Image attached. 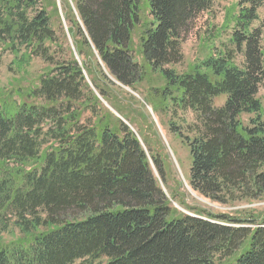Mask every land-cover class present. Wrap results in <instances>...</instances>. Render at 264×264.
<instances>
[{
    "label": "trees",
    "instance_id": "trees-1",
    "mask_svg": "<svg viewBox=\"0 0 264 264\" xmlns=\"http://www.w3.org/2000/svg\"><path fill=\"white\" fill-rule=\"evenodd\" d=\"M262 3L240 0L233 49L178 72L182 39L213 0H146L141 63L140 0H0V56H14L16 76L46 65L0 105V264H264V218L181 212L163 145L141 141L87 81L106 99L101 79L134 89L156 79L145 100L189 147L190 188L223 205L264 199ZM188 112L195 122L178 124ZM243 114L256 116L245 126ZM11 224L22 236L3 243Z\"/></svg>",
    "mask_w": 264,
    "mask_h": 264
},
{
    "label": "rangeland",
    "instance_id": "rangeland-1",
    "mask_svg": "<svg viewBox=\"0 0 264 264\" xmlns=\"http://www.w3.org/2000/svg\"><path fill=\"white\" fill-rule=\"evenodd\" d=\"M140 2L141 9L143 10L141 15L143 25L138 26L134 31L132 40L134 58L141 63L143 62V59L138 52L140 36L143 26L146 25L145 23H149L152 17L149 16V11L145 9L146 0H140ZM239 2L240 0H213L211 9L202 13L197 19H195L188 33L185 34L182 39V53L184 55V60L181 64L174 66L178 72L189 71L193 66L207 58L210 54H219L220 52L233 49L231 35L235 26L233 23L234 17L239 12ZM262 2V6L258 11L260 19L254 23V27L262 28V47L264 50V0H262ZM63 24L65 29H67V23L63 21ZM54 25L56 29H58L56 21H54ZM60 37L61 42L66 44L65 39L62 38V36ZM67 40L68 43L72 45V40L68 34ZM13 61L14 56L9 52L0 56V105L3 104L4 101H9V92L11 88H14V84L20 81H23L20 83L21 85L31 83L46 66L42 60L36 59L29 67L24 69L26 72L25 75L16 76V72L10 70V64ZM236 63L240 67L244 66V56L242 54L236 55ZM20 76H22L21 79H16L20 78ZM154 76L158 78V74L154 73ZM110 79L115 85H110L108 83L104 84L103 79L99 80L98 83L108 95L106 99L101 96L100 91L95 88L89 78L87 81L102 105L115 114L116 117L123 119L125 123L134 130L135 134L141 139V141L142 137L146 136L152 142L153 147L159 143L163 145L165 154L168 155V161H170L173 171L172 179L169 180L167 187L171 190H175L177 188V182H182L183 187L178 190V193L184 194L185 205L188 208L173 201L172 203L175 207L179 208L181 212L190 215L195 214L191 208H196L215 215L224 214L233 218H244L245 220L257 217L264 218V199L254 202L240 201L233 204L223 205L213 203L190 188L189 176L192 160L189 147L179 138L178 135H175L170 131L169 121L172 118L171 115L168 113L153 111L152 107L145 100L147 88H149V86L158 85L156 79L153 80L154 82L138 84L136 86L137 89L124 87L116 82L111 76ZM159 81L163 83L162 80ZM226 98V95L216 98L214 100V106H223ZM258 98L263 105L261 115L264 121V81L260 86ZM15 100L19 102L18 97H16ZM120 112L122 113L121 115L119 114ZM122 115L128 118L125 119ZM255 116L256 115L254 114H243L240 117V120L245 126H247ZM86 117H90V114H86ZM176 122L183 126H185V124H192L195 122V115L190 112L182 114V118ZM143 147L147 150L145 145ZM162 187L168 194L169 191L164 184H162ZM180 200L181 199L179 198V201ZM181 201L184 202L183 200ZM21 234L22 233H20L17 228L14 229L13 224H11L8 231L3 233L2 242L10 243L20 238L22 236Z\"/></svg>",
    "mask_w": 264,
    "mask_h": 264
}]
</instances>
